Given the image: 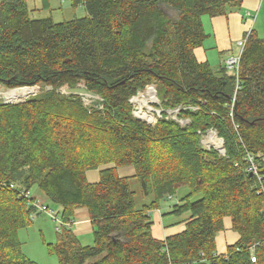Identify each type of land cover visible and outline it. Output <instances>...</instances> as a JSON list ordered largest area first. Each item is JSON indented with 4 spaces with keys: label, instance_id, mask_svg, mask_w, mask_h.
Listing matches in <instances>:
<instances>
[{
    "label": "trees",
    "instance_id": "16d2710c",
    "mask_svg": "<svg viewBox=\"0 0 264 264\" xmlns=\"http://www.w3.org/2000/svg\"><path fill=\"white\" fill-rule=\"evenodd\" d=\"M243 1L71 0L87 15L57 23L32 18L26 0H0V87H39L24 102L0 103V264H35L18 239L32 222L33 187L64 224L58 264H264V38L245 35L237 74L194 54L207 39L203 17ZM149 85L162 109L153 126L130 102ZM77 86L93 95L89 104L59 93ZM175 109L186 124L168 117ZM211 131L224 154L203 148ZM126 166L150 204L136 207L131 179L117 174ZM101 167L89 183L87 171ZM181 187L187 200L172 213H188L185 229L158 240L150 212ZM79 208L92 245L69 227ZM225 217L239 239L219 255Z\"/></svg>",
    "mask_w": 264,
    "mask_h": 264
},
{
    "label": "rangeland",
    "instance_id": "374dc122",
    "mask_svg": "<svg viewBox=\"0 0 264 264\" xmlns=\"http://www.w3.org/2000/svg\"><path fill=\"white\" fill-rule=\"evenodd\" d=\"M26 2L30 11V16L36 19L51 18L54 22L58 23L62 21H68L73 18L85 17L87 15L83 4L73 6L71 0H47L46 3L43 0H26ZM261 5L262 6L259 12L256 14V17L254 16L255 19L253 18V20H254V30L257 32L258 37L264 38V0L262 1ZM163 10L167 13L169 17L176 18V13L173 10L166 8H163ZM203 23H204L203 24L204 27L205 24L208 25L207 16L203 17ZM208 39L205 41L203 48L207 53V60L210 64V67L213 70H217L219 67L223 66V63L226 59V54L222 55L221 57L215 49V45L213 44V39H209V40ZM238 48L240 51L241 48L237 45H234L233 52L235 53V50ZM149 88H151L150 91L152 90L151 92H154L155 95V99L153 101L149 100V94L148 95L146 94L147 89ZM1 89L2 88L0 87V90ZM30 89L31 91H29L30 93L27 95V97L25 96L26 93H23L24 96H19V99H14V100H6L5 95L0 94V103L6 104L5 101H7L8 103L15 104V102L18 101H25L26 98H28V96L31 95L32 91L33 93L34 91H36V88H30ZM6 90L7 89H4L3 92H5ZM138 96H141L139 97L141 100L143 99L146 100V105L142 106V110H144L145 112L150 111L154 115V121L151 122L142 118L140 119L142 121H145L149 125L152 126L155 125L162 116V109L160 107V101L157 97V91L155 85L147 86L144 91L138 92L130 100L133 106L132 113L136 118L139 119V117L136 115V112L140 108V105L133 101V99ZM91 99L92 97L89 98L85 97L84 101L86 104H89L91 102ZM148 108L150 110H148ZM166 113L168 114L169 118L176 120L178 123L182 125L187 123L186 120L181 119L178 116V109L169 110ZM211 135H215V137L218 138L216 133L212 131L203 135L201 137V144L203 148L205 149L213 148V147H209L205 143L206 140ZM173 160L178 161V156L175 155L173 157ZM168 162L172 164L171 160H168ZM129 183L131 190L135 192V201L137 208H140L142 205L150 204L153 201V196H143L140 193L139 183L136 179L129 180ZM188 192L189 189L187 187H181L176 191L175 195L172 196L170 199L168 198L162 199L159 205H160V209H162L161 211L163 212V214L166 213L172 206L174 209H177L178 207H181L183 204H185L187 200ZM29 193L31 197L34 196L36 200H38L40 203L46 202L50 208L56 211L58 210L55 204L46 201L44 195L39 191L37 187L31 188ZM199 197L200 195H197L191 201H195L199 199ZM70 223L72 224V222ZM71 224H69V227L72 226ZM58 226L59 225L56 226V222L50 217H48L45 213H41L37 215L35 219L31 222V224L18 231V239L21 244L23 254L28 259L33 261L35 264H58V260L54 252V245L57 242V238L59 234L58 231L56 230ZM81 242L84 244L91 243L90 245H92L93 234L82 236Z\"/></svg>",
    "mask_w": 264,
    "mask_h": 264
},
{
    "label": "crops",
    "instance_id": "0c3cea01",
    "mask_svg": "<svg viewBox=\"0 0 264 264\" xmlns=\"http://www.w3.org/2000/svg\"><path fill=\"white\" fill-rule=\"evenodd\" d=\"M262 1L263 0H244L239 8H230L226 15L216 16L213 18L207 17L208 25L205 24L204 31L207 34V39H213L215 49L221 57L226 54L227 59L231 56L238 55L240 52L239 48L236 49L234 53L233 46H238L239 41L244 40L243 38L245 35L254 29L253 18L254 16L256 17V14L259 12L262 6ZM205 41L201 47L194 50L195 57L200 63L208 62L207 53L203 48ZM212 140L220 141L221 149L220 147L217 148L213 146ZM209 144L210 147L223 150L222 141L216 138L215 135H213V139L211 138ZM104 168L105 167H101L97 170L87 171L86 178L88 182L97 183L99 181V171ZM117 174L121 178L132 179L135 175V171L132 166H126L118 168ZM42 203L47 204L46 202ZM161 210L162 209H160L159 205L158 209L150 212V220L152 218L151 233L154 238L164 240L167 237L184 231L186 224L185 220L188 218V213H184L182 215L173 214V206L164 214ZM71 225L70 229L80 242L82 236L91 235L93 232V226L90 222L88 211L85 208H79L74 211V217ZM223 227V230L215 237L216 253L219 255L225 254L227 247L236 243L239 239V235L232 230L230 218L225 217L223 219ZM82 244L90 245L91 243Z\"/></svg>",
    "mask_w": 264,
    "mask_h": 264
},
{
    "label": "built area",
    "instance_id": "2783aa9c",
    "mask_svg": "<svg viewBox=\"0 0 264 264\" xmlns=\"http://www.w3.org/2000/svg\"><path fill=\"white\" fill-rule=\"evenodd\" d=\"M243 45H244V40L239 41L238 46L241 49H242ZM240 53H241V50L238 53V55L231 56V57L227 58L223 63L224 68L231 71V72H235L237 74L238 68H239V63H240ZM251 171L255 172V167H252ZM25 197L30 199L31 198L30 193L25 194ZM29 203L34 209V212L30 215L31 221H33L37 215H39L41 213H45L48 217H50L51 219H53L56 222V226L59 225L56 230L58 232L60 231V228L62 227V222H61V217H60V213L58 210L56 211V210L50 208L48 206V204L40 203L36 199L29 201ZM251 260L254 262L255 257L252 256Z\"/></svg>",
    "mask_w": 264,
    "mask_h": 264
},
{
    "label": "bare ground",
    "instance_id": "6f19581e",
    "mask_svg": "<svg viewBox=\"0 0 264 264\" xmlns=\"http://www.w3.org/2000/svg\"><path fill=\"white\" fill-rule=\"evenodd\" d=\"M29 89H30V88H29ZM151 91H152V90H151ZM151 91H150V88H149V89L147 90L146 94H147V95L149 94V100L153 101V100L155 99V95H154V92H151ZM23 93H26V95H27V94H29L30 92H27L25 88H20V89H15V90H6L5 92H3V91L0 90V94H2V95L4 94L6 100L19 99V96H24ZM32 93H33V91H32ZM32 93H31V94H32ZM26 95H25V96H26ZM139 97H141V96L135 97V98L133 99V101H134L135 103H137V104L140 105V108L137 110L136 115H137L139 118H142V119H145V120H146L149 116H151V119H150V120H147V121H149V122L154 121V115H153L150 111L145 112L144 110H142V106H143V105H146V100H145V99L141 100ZM148 110H150V109L148 108ZM147 115H149V116H147ZM211 138L213 139V135H211V136L206 140V142H205L209 147H210L209 141L211 140ZM215 141H216V140H215ZM215 141L212 140V144H213V146L219 148L221 142H220V141H216V142H215ZM220 149H221V147H220ZM220 149H219V150H220Z\"/></svg>",
    "mask_w": 264,
    "mask_h": 264
},
{
    "label": "water",
    "instance_id": "95a60500",
    "mask_svg": "<svg viewBox=\"0 0 264 264\" xmlns=\"http://www.w3.org/2000/svg\"><path fill=\"white\" fill-rule=\"evenodd\" d=\"M1 91H3L5 88L4 87H1ZM21 88H36V91H34V93H32L31 95H34L36 94L38 91H39V87L37 86H33V87H21ZM15 89H20V88H15ZM15 89H9V90H15ZM8 90V89H7ZM59 93H62V94H76V95H80L82 96L83 98L87 97H93V95L91 93H89L84 86H77L76 88H68V87H65V88H62ZM30 95V96H31ZM29 97V96H28ZM21 102H24V101H18V102H15V104L17 103H21ZM5 103H8L7 101H5ZM140 119V118H139ZM141 120V119H140ZM216 151L220 152L221 154H224V148L223 150H218L216 148H214ZM197 264H206L205 262H200V263H197Z\"/></svg>",
    "mask_w": 264,
    "mask_h": 264
}]
</instances>
